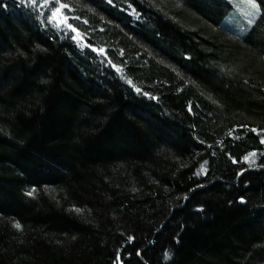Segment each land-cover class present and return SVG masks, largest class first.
<instances>
[{"label":"trees","instance_id":"1","mask_svg":"<svg viewBox=\"0 0 264 264\" xmlns=\"http://www.w3.org/2000/svg\"><path fill=\"white\" fill-rule=\"evenodd\" d=\"M62 2L63 33L0 0V264H264V16L239 32L228 0Z\"/></svg>","mask_w":264,"mask_h":264},{"label":"snow or ice","instance_id":"2","mask_svg":"<svg viewBox=\"0 0 264 264\" xmlns=\"http://www.w3.org/2000/svg\"><path fill=\"white\" fill-rule=\"evenodd\" d=\"M114 2V0H107V3L109 5H112ZM246 2L248 4L251 5V7L255 10V14L256 15H260V16H264V13H261V5L257 3V0H246ZM124 4L128 3V0H123ZM261 3H264V0H261ZM8 5L6 3L4 4H0V9H5L7 8ZM69 5L66 3H63L62 0H18V4H17V10L18 11H23L25 15L34 18V20L36 22H38L45 30H49V29H53V25H56V28L59 29V31L61 33H63L64 30V23L66 21H68L70 18L65 16L64 20L61 21L59 24H56V18L58 16V14H60L62 12V10H66L68 9ZM130 7V5H129ZM49 12L51 14H49ZM133 14H135L137 17L140 16V13L136 12L135 9H133ZM256 15H254L252 18H249L247 23L248 25L252 26L255 23H257V19H256ZM73 19H79L78 17L73 18ZM85 23H87V21H85ZM67 28H68V32L64 34L63 38H67L70 37L71 40L74 43H78V37L76 35H73V32H77L78 29L74 27L73 23H67ZM55 35V30H53V36ZM84 33H80V37L79 39H84ZM85 47L86 48H92L93 51H95L97 54H104L106 53V49L104 48H95L93 44L90 43H85ZM37 48H39V45H37ZM12 55V54H10ZM19 55H21V53H19V50H17V53L15 54V58H19ZM26 55V54H25ZM121 55H123V49H121ZM186 58L190 59L191 57L186 53ZM107 70L112 71L114 70L115 73L117 74H122L124 71V67L123 66H118L115 63L112 62L111 59L108 60V66H107ZM48 81L42 79L41 80V84H47ZM127 85H129L132 89L135 90L136 93L141 94L143 96L149 97L150 99H158V97L152 96L150 92L144 91L142 88L137 87L133 81L131 79H127L126 81ZM102 103V102H100ZM36 104L39 105L40 104V100L39 98L36 100ZM188 111L191 113L192 112V106L191 104L189 105ZM237 127H242V128H249V125L244 124V125H239ZM251 132H256L258 135H260V141L261 143H264V129H257L255 127H252L249 129ZM235 131V128L230 129L229 130V135H231L233 132ZM197 139H199L197 137ZM200 144H203L204 141L200 140L199 141ZM209 147H211V145H209ZM213 155H215V153H213ZM256 152H250L248 153V156L243 157V159L248 160L249 156H255ZM233 162L235 163V157H233ZM209 161H205L204 164H208ZM251 163V162H250ZM246 170L244 168H241L239 172L236 173L237 176H242L244 174ZM209 174V169L205 168L204 165H201V168L196 172L197 176H204L207 177V175ZM197 188H204L205 186L203 184H199L196 186ZM196 189H189V193L194 192ZM34 191H35V185L32 186V190H29L26 192L27 196H33L34 195ZM133 191H135V189H133ZM240 203H246V199L244 196H239L238 197ZM184 200L187 201L188 200V193L184 194ZM229 204H232L233 201L229 200L228 201ZM180 207H183V205H180ZM72 208L75 209L76 212H80L81 209L77 208L75 205L72 206ZM204 210V206L203 205H199L197 208V211H203ZM13 226L16 229H20L21 228V224L19 221H13ZM161 227H163V225H161ZM183 227V226H182ZM159 231V230H158ZM73 239H75V237H73ZM135 239L134 236H128L127 240L128 242H131ZM177 243H179V234H177ZM137 255H139V250H137ZM116 260L119 261L120 260V253L119 251L116 253ZM113 264H115V262H113Z\"/></svg>","mask_w":264,"mask_h":264},{"label":"rangeland","instance_id":"3","mask_svg":"<svg viewBox=\"0 0 264 264\" xmlns=\"http://www.w3.org/2000/svg\"><path fill=\"white\" fill-rule=\"evenodd\" d=\"M232 4V12L226 17L224 23L227 27L238 30L239 32L245 31L250 27L247 21L255 14V10L251 7L246 0H228ZM257 17V15H256Z\"/></svg>","mask_w":264,"mask_h":264}]
</instances>
